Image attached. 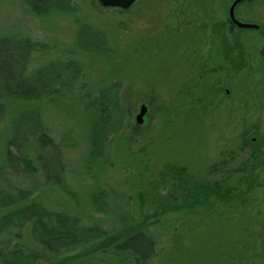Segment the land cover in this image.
Listing matches in <instances>:
<instances>
[{
	"label": "rangeland",
	"instance_id": "rangeland-1",
	"mask_svg": "<svg viewBox=\"0 0 264 264\" xmlns=\"http://www.w3.org/2000/svg\"><path fill=\"white\" fill-rule=\"evenodd\" d=\"M69 7L35 15L21 0H0V36L41 44L25 71L42 66L58 74L55 92L48 87L41 99L0 98V198L10 202L0 215L33 201L109 230L125 214L138 220L164 208L147 227L157 253L146 264H264V118L246 112L264 102V70L253 68L264 66L257 61L262 38H236L234 61L241 64L234 83L212 29L210 0H136L125 11L69 0ZM80 24L98 33L103 48L77 45ZM140 104L146 112L135 124ZM24 110L38 111L52 148L38 149L32 122L13 138ZM95 124L104 150L92 158L87 135ZM6 149L29 163H5ZM172 167L193 183L218 182L217 195L183 202ZM99 190L106 196L96 207L89 195ZM83 247L45 253L39 262L56 264ZM0 249L41 254L28 222L2 229ZM125 255H97L91 263L133 264Z\"/></svg>",
	"mask_w": 264,
	"mask_h": 264
},
{
	"label": "trees",
	"instance_id": "trees-1",
	"mask_svg": "<svg viewBox=\"0 0 264 264\" xmlns=\"http://www.w3.org/2000/svg\"><path fill=\"white\" fill-rule=\"evenodd\" d=\"M21 1L35 15L45 14L51 9L59 12L70 9L69 0ZM128 8L117 9L125 11ZM97 36L98 33L94 32L89 26L80 24L75 37L77 45L80 44V47L85 50L92 48V51H98L103 48V45L101 39H98ZM40 47V43L31 42L27 38L0 36V98L11 97L20 100H35L41 99L48 87L50 91L53 90L55 92L51 86L57 81V73L52 71L46 73L47 68L42 66L32 72L25 71L30 51L34 48L40 49ZM67 66L69 64L64 65V67ZM66 80L69 81V78L66 77ZM102 109H96V114L102 115ZM37 112V110H24L19 113L16 118V124L14 123L15 135L13 138L16 139V136L24 133L21 129L23 122H32V127L37 126V128L34 129L36 132L31 134L34 135V141L38 149L43 151L46 148H52L54 144L47 135L46 130L40 126ZM98 124L102 125L99 121ZM102 136L103 132L100 127L96 124L93 125L87 135L89 157L97 158L102 156L104 150L101 143ZM12 142L13 140L8 139L6 146H10ZM3 160L8 164L24 162L27 165L29 163L25 156L15 155L8 149L5 150ZM238 160L237 157L236 161ZM221 163L220 161L219 164ZM241 163H238L239 172L244 169ZM167 171L176 175L173 179L182 183L179 186V190L183 202H189L191 205L201 204L204 199L208 198V194L216 196L218 193L219 186L216 181L209 182L204 178L205 180L193 183L186 175L180 174L184 172L182 167L168 168ZM243 181L245 184L250 182L248 178H244ZM183 184L186 185L183 186ZM89 196L92 205L98 207L102 204V197L106 196V194L104 191L99 190L92 191ZM225 197L224 195L222 196V198ZM19 198H22V196ZM8 203L10 202H4L2 197L0 198V205H7ZM155 211L154 214L148 215L140 213L138 220L129 219V215L125 214L124 218L119 217V224L114 226L113 229L104 230L97 225H82L75 216L50 210L31 201L17 210H10L8 213L0 215V231L9 225L15 224L17 227H22L25 222H28L30 238L35 246L39 247L41 254H37L34 251L22 253L19 250L2 251L0 249V264H41L39 259L42 262L41 256L43 254H56L60 251V248L65 249L76 245H84V247L72 254L63 256L56 264H92L94 256L100 255L102 257V255L110 254H126L127 259L133 264L149 263L150 259L157 253V247L156 240L147 227L156 223L154 216L163 212L164 208H157ZM151 217L153 220L149 221L148 219ZM44 264L50 263L45 262Z\"/></svg>",
	"mask_w": 264,
	"mask_h": 264
},
{
	"label": "flooded vegetation",
	"instance_id": "flooded-vegetation-1",
	"mask_svg": "<svg viewBox=\"0 0 264 264\" xmlns=\"http://www.w3.org/2000/svg\"><path fill=\"white\" fill-rule=\"evenodd\" d=\"M210 1L213 3L212 9L215 12L212 29L216 33V37L219 39V48L222 52V59L225 60L227 65L230 64V67H233L232 70H234V72L232 77L230 76L231 81L233 80L234 83H238L239 77L237 73L239 70H237L236 66L241 63L239 61H234L235 57H237L239 60V54H237V37L249 36L262 38V44L257 50V61L264 63V0H239L232 6V8L231 5L233 4L234 0ZM255 4L256 6H254ZM250 9H252V16L249 15ZM255 12L257 14H254ZM238 23L251 24L252 27H241L238 25ZM226 52H228L230 55H226ZM235 63L236 65L234 66ZM254 65L253 68L257 70V73H260L261 69L264 70V66L258 64ZM250 73L252 75V70H250ZM241 83L243 82L241 81ZM250 90H252V87H250ZM227 91L230 90L225 89V93H227ZM246 112L248 115L254 116L256 118H264V102L251 103L246 109ZM259 113L260 115L257 116ZM253 141H255L254 137L251 138L250 143H254Z\"/></svg>",
	"mask_w": 264,
	"mask_h": 264
},
{
	"label": "water",
	"instance_id": "water-1",
	"mask_svg": "<svg viewBox=\"0 0 264 264\" xmlns=\"http://www.w3.org/2000/svg\"><path fill=\"white\" fill-rule=\"evenodd\" d=\"M136 0H95V2L100 5L101 7H111V8H120V9H126L128 8L133 2ZM239 0H234L232 6ZM230 8V9H231ZM241 27H252L251 24H240ZM146 112V106L144 104H140L138 108V112L134 116L135 123L139 124L142 122V117Z\"/></svg>",
	"mask_w": 264,
	"mask_h": 264
}]
</instances>
